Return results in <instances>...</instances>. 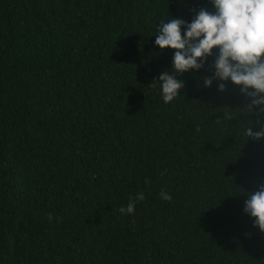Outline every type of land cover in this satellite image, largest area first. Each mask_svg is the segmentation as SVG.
<instances>
[{
  "label": "trees",
  "instance_id": "1",
  "mask_svg": "<svg viewBox=\"0 0 264 264\" xmlns=\"http://www.w3.org/2000/svg\"><path fill=\"white\" fill-rule=\"evenodd\" d=\"M200 8L0 0V264H264L243 212L264 140L244 135L258 125L239 86L203 87L212 58L169 104L151 85L173 52L157 23Z\"/></svg>",
  "mask_w": 264,
  "mask_h": 264
},
{
  "label": "clouds",
  "instance_id": "2",
  "mask_svg": "<svg viewBox=\"0 0 264 264\" xmlns=\"http://www.w3.org/2000/svg\"><path fill=\"white\" fill-rule=\"evenodd\" d=\"M213 11L200 8L192 19H161L156 25L154 44L161 54L171 49V70H164L151 84L157 87L165 104L175 101L185 88L180 79L184 73L199 72L211 59L212 76L202 78L204 88L216 82L218 92H225L228 83L239 86L246 99L247 112L257 116V129L244 130L252 141L264 140V0H209ZM199 86V85H198ZM247 139V140H248ZM147 183V181H146ZM160 198L172 199L161 190ZM144 193L130 198L121 206V214L135 213ZM243 212L252 219L253 227L264 234V184L247 193Z\"/></svg>",
  "mask_w": 264,
  "mask_h": 264
}]
</instances>
